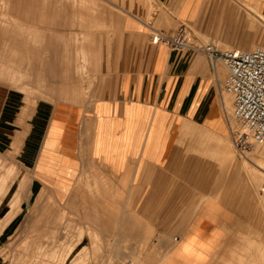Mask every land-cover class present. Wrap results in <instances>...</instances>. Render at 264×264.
Instances as JSON below:
<instances>
[{
    "label": "crops",
    "instance_id": "crops-1",
    "mask_svg": "<svg viewBox=\"0 0 264 264\" xmlns=\"http://www.w3.org/2000/svg\"><path fill=\"white\" fill-rule=\"evenodd\" d=\"M132 5L123 8L93 97L51 100L12 88L0 98V149L31 175L30 194L44 190L75 206L89 199L107 214V228L155 247L156 264H236L235 248L252 230L247 224L243 233L226 188L227 68L203 48L176 50L152 34L187 23L200 45L251 49L264 42L250 17L264 16V0Z\"/></svg>",
    "mask_w": 264,
    "mask_h": 264
},
{
    "label": "rangeland",
    "instance_id": "rangeland-1",
    "mask_svg": "<svg viewBox=\"0 0 264 264\" xmlns=\"http://www.w3.org/2000/svg\"><path fill=\"white\" fill-rule=\"evenodd\" d=\"M137 1L0 0V98L12 88L51 100L78 94L93 97L107 49L125 13L123 8L133 7ZM250 17L264 29V16L259 11ZM232 101L230 95L233 112ZM225 117L229 141L226 188L240 207L243 233L249 235L247 224L252 230L251 240L242 234L232 261L264 264V173L248 160L253 154L264 157V152L242 155L233 143L232 127L237 126L233 115L227 111ZM0 173L8 179L0 189V264L31 262L39 244L47 248L50 264H156L155 247L138 244L137 237L130 240L107 228V214L97 213L89 199L86 205L75 206L74 198L68 205L60 204L44 190L30 194L31 175L2 149ZM20 202L25 204L23 211L11 223L21 210ZM9 224L10 231L5 233Z\"/></svg>",
    "mask_w": 264,
    "mask_h": 264
},
{
    "label": "built area",
    "instance_id": "built-area-1",
    "mask_svg": "<svg viewBox=\"0 0 264 264\" xmlns=\"http://www.w3.org/2000/svg\"><path fill=\"white\" fill-rule=\"evenodd\" d=\"M193 39L195 33L187 23H182L173 34H152L154 43H164L176 50L203 48L212 58L223 60L228 73L222 89L233 97L232 115L237 124L232 127L233 143L245 156L255 150L264 152V43L251 49H219L213 41L200 45Z\"/></svg>",
    "mask_w": 264,
    "mask_h": 264
},
{
    "label": "bare ground",
    "instance_id": "bare-ground-1",
    "mask_svg": "<svg viewBox=\"0 0 264 264\" xmlns=\"http://www.w3.org/2000/svg\"><path fill=\"white\" fill-rule=\"evenodd\" d=\"M195 40H197V41H199V39H195ZM231 48V47H230ZM251 154H253V153H251ZM249 156V155H248ZM247 156V157H248ZM253 156H254V154H253ZM253 156H251V157H249L248 158V160L250 161V162H252V163H254V165H256L259 169H261L262 171H263V173H264V157H253ZM3 174V173H2ZM7 175V174H6ZM7 177H5L4 176V174L3 175H1V173H0V189H2L4 186H5V184H6V182H7ZM16 204V203H15ZM42 214H44L43 212H42ZM7 215V214H6ZM44 216V215H43ZM43 219V218H42ZM45 219V218H44ZM43 219V220H44ZM24 229V228H23ZM3 231V230H2ZM43 235V234H42ZM33 236V235H32ZM37 236H39V235H37ZM23 237V236H22ZM30 237H31V235H30ZM41 237V236H40ZM30 239V238H29ZM11 241V240H10ZM29 241V240H28ZM16 242V241H15ZM25 242H27V241H25ZM24 242V243H25ZM30 243V242H29ZM44 243V242H43ZM28 244V243H27ZM37 244H38V242H37ZM47 244V243H46ZM45 244V245H46ZM16 245V244H15ZM34 245V244H33ZM32 245V246H33ZM43 245V244H42ZM42 245H40L39 244V246H37L35 249H36V253L34 254V256H33V259L31 260V262H29V263H25V264H50L49 262H47V257L49 256V252H48V250H47V248L46 249H44V247L45 246H42ZM25 245H23V247H24ZM31 246V245H30ZM35 246H36V244H35ZM22 247V246H21ZM27 250L30 248L28 245H26V247H25ZM34 248V247H33ZM33 248H32V251H33ZM8 249V248H7ZM16 250V249H15ZM22 250V249H21ZM1 251V250H0ZM7 251V250H6ZM26 251V250H25ZM35 251V250H34ZM12 252V251H11ZM17 252V251H16ZM22 252V251H21ZM20 252V253H21ZM24 252V251H23ZM27 252V251H26ZM14 254H16V253H14ZM18 254V253H17ZM27 254V253H26ZM19 256H21V255H19ZM26 256V255H25ZM25 256H23V257H25ZM54 257H56L57 255L56 254H54L53 255ZM7 258V257H6ZM15 258V257H14ZM13 258V259H14ZM20 259H21V257H19ZM29 258V257H28ZM27 258V259H28ZM16 259V258H15ZM25 259V258H24ZM17 260H19V259H17ZM23 260V259H22ZM14 261V260H13ZM10 262V261H9ZM12 262V261H11ZM19 262V261H18ZM21 262V261H20ZM17 263V261L15 262V264ZM18 264V263H17ZM20 264V263H19ZM23 264V263H22ZM55 264H57V262L55 263Z\"/></svg>",
    "mask_w": 264,
    "mask_h": 264
}]
</instances>
